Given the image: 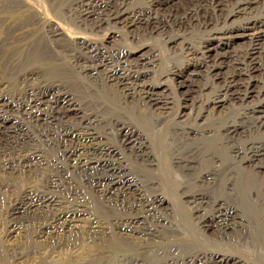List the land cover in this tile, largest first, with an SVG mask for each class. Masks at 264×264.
<instances>
[{
  "label": "bare ground",
  "instance_id": "bare-ground-1",
  "mask_svg": "<svg viewBox=\"0 0 264 264\" xmlns=\"http://www.w3.org/2000/svg\"><path fill=\"white\" fill-rule=\"evenodd\" d=\"M174 1L82 0L71 20L103 34L145 26L132 41L160 39L169 56H185L170 69L182 89L194 86L182 95L192 115L167 131L191 143L172 153V167L193 176L185 194L202 230L221 242L250 240L258 254L264 251V0H189L162 11ZM5 35L0 26V40ZM44 36L49 46L34 40L28 53L25 38L20 43L19 71L0 62V198L4 189L12 192L9 234L23 219L32 236L50 239L52 251H79L77 259L69 254L52 264H246L195 251L184 216L168 217L166 200L150 191L154 179L126 165L132 159L145 172L155 165L146 139L118 113L125 109L148 134L162 127L172 102L144 79L160 52L133 53L113 36L70 42L56 28ZM241 37L250 39L243 50L217 56L230 61L212 59L217 46ZM203 187H214V196ZM89 238L94 249L86 257Z\"/></svg>",
  "mask_w": 264,
  "mask_h": 264
},
{
  "label": "rangeland",
  "instance_id": "rangeland-1",
  "mask_svg": "<svg viewBox=\"0 0 264 264\" xmlns=\"http://www.w3.org/2000/svg\"><path fill=\"white\" fill-rule=\"evenodd\" d=\"M82 0H0V26L5 28L7 38L0 40V62L1 65L7 60V65L13 68L14 71H19L23 66V57L19 56L21 53L20 43L24 40L28 42V48L24 53L31 52L34 47V40L42 42L46 47L49 46V41L44 36L46 29H58L61 37L67 41H96L103 38L113 36L114 43H121L123 41L129 43V50L136 54L147 52L148 50L160 52L159 61L154 66L151 72H148L144 78L155 87L156 93L167 96L172 102L171 109L167 114L166 120L162 127L155 128L152 134L146 133L134 120V116L129 114L125 109L119 111V118L122 123L132 126L141 136L146 139L147 145L153 152L154 163L153 170L145 172L139 168L132 159H126V165H129V170L134 174H140V178L144 180L154 179L155 185H152L151 192L162 196L166 201V214L171 217L174 213L184 216L188 223V229L197 240V249H207L208 251L219 254L220 258L229 259L235 257L245 262L246 264H264V251L256 253L258 250L257 244L246 241L243 243L219 241L210 237L208 233L204 232L198 222L193 218V208L187 203L185 194V183L193 179L192 175L185 176L172 167L171 155L176 152H185L190 147V141L172 134L167 130L173 129L176 123L182 121H189L188 117L192 115L191 109L185 107L183 100L184 90L192 91L194 86L182 89L177 78L171 73V66L179 65L186 62L185 56H170L167 51L161 46L160 39L156 40H131V35L135 34L141 37L145 26H136L133 30L128 31L125 28H118L114 32L106 30L103 34L99 32H91L79 27L76 22L71 20L72 10L75 4ZM224 1V0H221ZM189 0H176L173 3L165 6L162 11L179 9L185 7ZM13 12L16 14L12 16ZM38 22L36 25L35 23ZM230 23V20L228 21ZM20 27H23L20 29ZM26 32L20 34V32ZM38 32L36 35L35 32ZM30 33H34L33 38ZM78 38V39H77ZM80 38V39H79ZM198 41V40H195ZM250 43L247 37L234 39L228 46H217L212 53L213 60L230 61L229 59L217 58L219 53L225 54L229 52L233 55L236 51L243 50ZM200 55L197 56V58ZM196 58V59H197ZM16 62V63H15ZM15 63V64H14ZM9 67V68H10ZM231 68H226L225 72L230 71ZM201 79V78H195ZM205 78H203L204 80ZM74 91L77 98L85 108H90V103L83 96ZM106 110L110 112V103H105ZM225 108L217 110L218 113H224ZM184 118L181 119V115ZM238 114V113H237ZM156 118V116H155ZM191 122L199 124L200 121L191 119ZM156 132L158 135H156ZM115 146L117 144L114 142ZM118 148V147H117ZM120 152V151H119ZM122 153V151H121ZM141 169V170H139ZM142 171V172H141ZM202 191L212 198L215 194L214 187L202 188ZM9 189H4L2 198H0V264H40L44 259L46 264L53 262L62 263L63 258L70 254L71 259L78 258V252L52 251L49 247V240L41 241L32 236V229L26 226V221L18 219L15 233L9 234V210L7 200L11 195ZM222 199L230 202V198L226 193H223ZM11 224V223H10ZM114 233L116 231L114 230ZM140 240L139 237H137ZM65 241V237L62 238ZM93 238L87 239V247L83 249L90 250L85 256L88 257L93 254L94 243ZM131 257L139 255V249L130 252ZM18 256V257H17ZM71 264V263H68ZM117 264V263H116ZM125 264V263H122ZM130 264V263H127Z\"/></svg>",
  "mask_w": 264,
  "mask_h": 264
}]
</instances>
